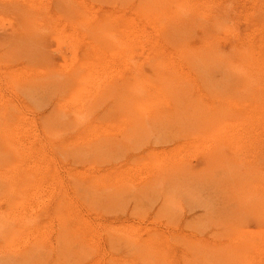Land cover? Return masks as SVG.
I'll list each match as a JSON object with an SVG mask.
<instances>
[{
    "label": "rangeland",
    "instance_id": "rangeland-1",
    "mask_svg": "<svg viewBox=\"0 0 264 264\" xmlns=\"http://www.w3.org/2000/svg\"><path fill=\"white\" fill-rule=\"evenodd\" d=\"M263 110L264 0H0V264H264Z\"/></svg>",
    "mask_w": 264,
    "mask_h": 264
},
{
    "label": "bare ground",
    "instance_id": "bare-ground-1",
    "mask_svg": "<svg viewBox=\"0 0 264 264\" xmlns=\"http://www.w3.org/2000/svg\"><path fill=\"white\" fill-rule=\"evenodd\" d=\"M215 7V6H214ZM223 29V28H222ZM220 30V29H219ZM222 31V30H221ZM232 55V54H231ZM253 56V55H252ZM226 68V67H225ZM261 79V78H260ZM263 79V78H262ZM254 81V80H253ZM76 83V82H75ZM257 84V83H256ZM259 84V83H258ZM101 87V86H100ZM256 88V87H255ZM255 90V89H254ZM249 92V91H248ZM251 93V92H250ZM260 94V93H259ZM252 96H253V94H252ZM260 96V95H259ZM256 97V96H255ZM251 98H253V97H251ZM250 98V99H251ZM259 98H257V100H258ZM262 99V98H261ZM263 101V100H262ZM248 102V101H247ZM262 103V102H261ZM261 103H260V105H261ZM248 104V103H247ZM250 104H251V102H250ZM253 106V105H252ZM250 107V106H249ZM256 107V106H255ZM235 111V110H234ZM264 111V110H263ZM231 112V111H230ZM235 113V112H234ZM233 113V114H234ZM258 113V112H257ZM261 113H262V109H261ZM249 114V113H248ZM235 115V114H234ZM250 115V114H249ZM239 116H241V115H239ZM242 120V119H241ZM240 120V121H241ZM262 121V120H261ZM245 126V125H244ZM234 131V130H233ZM228 133V132H227ZM9 138V137H8ZM236 141V140H235ZM225 147H227V146H225ZM225 147H224V149H225ZM11 148V147H10ZM230 152V151H229ZM262 174V173H261ZM258 181V180H257ZM264 181V180H263ZM113 186V185H112ZM261 189V188H260ZM260 192V191H259ZM257 196V195H256ZM263 197V196H262ZM250 199V198H249ZM245 207V206H244ZM245 234V233H244ZM154 254V253H153ZM161 258V257H160ZM160 260V259H159ZM159 262V261H158Z\"/></svg>",
    "mask_w": 264,
    "mask_h": 264
}]
</instances>
